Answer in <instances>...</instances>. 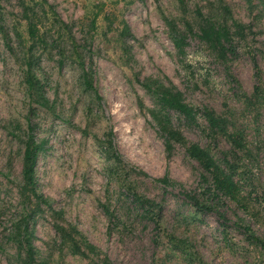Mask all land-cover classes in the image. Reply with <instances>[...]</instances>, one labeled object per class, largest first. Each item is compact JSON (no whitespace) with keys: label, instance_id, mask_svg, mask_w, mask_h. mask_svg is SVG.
<instances>
[{"label":"rangeland","instance_id":"374dc122","mask_svg":"<svg viewBox=\"0 0 264 264\" xmlns=\"http://www.w3.org/2000/svg\"><path fill=\"white\" fill-rule=\"evenodd\" d=\"M48 1L73 25L77 40L91 49L101 100L84 89L70 62L60 66L52 56L43 58L36 71L50 104L48 109L40 107L24 82V50L15 35L20 2L0 0V23L12 38L7 44L0 33V264H24L11 229L24 216L19 191L29 125L45 143L36 168L39 191L63 213V218L49 210L36 216V264H264V248L252 245L245 235L249 226L264 240V102L257 100L250 108L246 103L257 85L264 97V0H186V15L177 0ZM102 3L95 31L90 26L98 11L94 5ZM198 10L232 29L224 51L201 38ZM161 13L183 31L186 21L192 24L184 57L175 49ZM121 21L133 35L126 39L133 48L132 68L120 65L115 38ZM234 23L245 27L244 35L235 33ZM133 73L168 79L188 103L214 110L231 131L240 133L244 150L225 136L210 137L174 118L187 139L210 151L223 168L230 158L242 186L241 198L248 199L242 200L245 206L224 199L203 213L185 198L192 194L207 205L203 175H209L185 148L177 145L172 155L166 153L151 119L138 107L139 96L147 107L152 101L130 82ZM111 128L123 165L109 159L97 143ZM165 177L169 184L159 182ZM130 187L162 206L158 224L135 204ZM56 224L78 228L110 262L104 255H73L56 233Z\"/></svg>","mask_w":264,"mask_h":264},{"label":"trees","instance_id":"16d2710c","mask_svg":"<svg viewBox=\"0 0 264 264\" xmlns=\"http://www.w3.org/2000/svg\"><path fill=\"white\" fill-rule=\"evenodd\" d=\"M19 2L22 15L20 21H18V27L15 28V35L24 50L22 64L24 82L30 94L35 97L36 103L42 108H50L49 100L45 95V86L36 75V71L40 68L43 58H52V56L58 58L57 62L60 66H64L67 61L70 62L79 71V77L84 89L92 93L96 99L101 100L94 83L95 72L92 67V51L77 40L73 25L67 23L48 0H19ZM177 2L183 15H186L188 12L186 0H177ZM103 6L104 3L94 5V8L98 11L94 14L90 26L95 31L97 30V22ZM225 10L228 12L226 7ZM197 15L202 21L200 27L201 38L213 47L224 51V45L229 43L231 39L232 29L227 24L217 23L211 18H207L201 10L197 11ZM3 16L4 11L0 6V18ZM161 16L170 31L175 49L180 57H184L189 34L194 32L192 24L186 21V30L183 31L175 20L168 18L164 13H161ZM105 20L109 22V31L113 32V22H111L110 17L106 16ZM23 23L24 30L22 31ZM234 28L236 34L244 35L245 27L243 25L234 23ZM0 33L7 44L12 40L2 23H0ZM132 37L129 25L125 21H121V29L115 41L120 46V65L124 68H132V64L135 62L132 53L133 48L126 43V39ZM254 62L256 74L260 80L261 71L258 62L256 60ZM129 80L131 83H137L150 97L152 107H147L140 96L138 97V107L142 112H146L151 119L158 136L164 142L166 153L169 156L172 155L177 145L185 148L188 156L201 166L204 173L206 172L209 175V178L205 174L203 175L204 185L206 182V186L203 187V198L208 200L207 205L203 204L195 195L184 194L193 207L198 212L205 213V210H214V204L223 202L224 199L245 206L243 201L246 202L248 199L244 196L242 197L243 199L241 198L242 186L236 180L235 166L230 162V158H225L226 169L223 168L214 159L210 151L203 148L200 144L187 139L182 130L175 125L174 118L178 117L184 120L188 126L197 127L210 137L225 136L231 140L237 149L244 150L245 143L240 133L231 131L229 122L217 115L214 110L208 107L199 108L188 103L184 93L168 79L141 78L139 74L133 73V79ZM261 92V86L257 85L253 95L246 97V103L249 108L254 106V102L257 100H263L264 102ZM26 136L23 152L22 186L19 191L24 203V216L13 223L11 236L13 242L21 251L23 263L36 264V248L34 246L36 216L49 210L52 214H57L60 218H63V213L56 211L52 201L41 193L38 188L36 168L39 156L45 149V143L37 138L32 125H29ZM97 143L105 150L109 159L123 165L124 160L116 148L112 128L105 139H98ZM159 182L169 184L170 179L165 177L159 179ZM129 190L133 194L135 204L158 224L163 215L162 206L139 195L137 192H133L131 187ZM210 203L211 206H208ZM103 207L106 214L110 218H114L109 207L106 205H103ZM246 209H248V206ZM222 217L225 218L224 216ZM55 231L62 242L70 246L73 255L83 258H89L90 255L96 257L104 255L74 226L66 227L56 224ZM245 235L252 245L264 248V240L256 234L252 227H245ZM104 260L107 263L110 262L106 255H104Z\"/></svg>","mask_w":264,"mask_h":264}]
</instances>
